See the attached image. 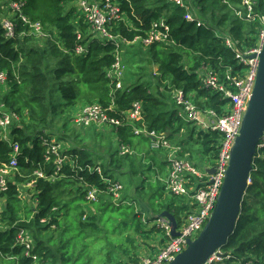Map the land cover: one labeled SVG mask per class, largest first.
I'll use <instances>...</instances> for the list:
<instances>
[{
	"label": "trees",
	"instance_id": "obj_1",
	"mask_svg": "<svg viewBox=\"0 0 264 264\" xmlns=\"http://www.w3.org/2000/svg\"><path fill=\"white\" fill-rule=\"evenodd\" d=\"M24 1L23 15L30 23L40 24L47 38L28 35L29 26L19 14L11 18L0 0V72L8 77L0 87V103L7 113L19 117L8 133L10 142L0 128V169L13 159L10 144L20 147L18 169L9 175L8 190L0 196L2 223L10 228L16 225L0 232L1 264H34L24 256V248L15 247L17 229L30 233L38 264H143L162 250L168 239L158 228L156 217L168 211L180 223L194 205L168 193L165 183L157 185L159 173L168 167L166 153L153 150V140L135 134V129L165 134L181 148V158L191 160L197 153L213 166L224 135L186 122L174 93L183 91L202 113L215 111L218 117L225 116L229 100L207 88L203 77L212 73L230 88L233 80L245 73L225 37L238 41L242 51L255 48L264 30L261 18L246 19L245 0H182L184 7L169 0H109L121 9L122 20L114 22L110 30L118 37V45L92 30L79 8L68 5L74 0ZM252 9L254 15L264 17V0H253ZM187 15L193 21L187 20ZM6 19L14 26L12 38L6 37ZM161 23L167 31L160 28ZM157 29L166 39L148 46L132 44ZM130 46L156 64L157 79L145 81L140 76L124 88V75L122 89L117 90L109 74L118 54L124 66L133 65L122 58L123 50L124 58L130 55L124 49ZM77 47H83L84 52L77 54ZM136 103L142 105V122L127 120ZM89 105L99 106L120 122L117 127L108 126L115 137L110 144L118 145L117 150L108 148L109 156L99 158L106 165L86 148L61 151L68 159L58 171L56 157L49 152L52 126ZM67 127L65 123L62 130ZM183 133L188 137L179 141ZM123 147L130 153L123 155ZM154 151L162 152V159ZM96 165L102 175L86 170ZM23 174L29 184L33 182L26 194L31 195L30 206L24 202L30 198L22 199L19 189ZM146 174H153L156 180L144 178ZM120 177L140 179V185L114 202L108 181L123 184ZM90 189L98 191L95 202L87 198ZM137 195L141 199H136ZM221 253L225 259L212 264H264V148H257L238 224Z\"/></svg>",
	"mask_w": 264,
	"mask_h": 264
},
{
	"label": "built area",
	"instance_id": "obj_2",
	"mask_svg": "<svg viewBox=\"0 0 264 264\" xmlns=\"http://www.w3.org/2000/svg\"><path fill=\"white\" fill-rule=\"evenodd\" d=\"M1 1L11 12V18L16 14H19L22 20L29 26L28 35H34L42 40L47 38V34L44 32V29L40 24L30 23L23 15V9L27 5L26 1ZM169 1L184 7L182 0ZM252 2L253 0L244 1L245 8L248 11L246 19L254 20L255 18H261V21L264 25V17H258L254 15ZM79 10L91 25V28L94 32L100 34L103 39L117 43L118 37H114L110 33V30L114 22L122 20L121 9L119 5L112 4L109 0L105 1L104 3H92L89 0H83L79 5ZM238 15L242 16V13L239 12ZM186 19L193 21L191 15H187ZM3 27L7 31L6 37L12 38L14 36L13 23L9 19H6L3 22ZM160 28L165 31L168 30L164 23H161ZM140 39L141 38H136L132 44L134 45L143 42L144 45L148 46L154 42H159L163 39H166V36L162 30L157 29L152 31L148 38L143 40ZM225 42L227 47L235 52L240 65L245 68V73L240 78L234 79L233 83L230 85V88L220 84L217 77L212 73H209L203 77V83L207 88L217 90L218 92L224 94V96L229 100L228 113L222 117H218L215 111H206L205 113H202L191 100V98L183 91H176L174 93L175 103L177 107L182 109V117L185 118L186 122L198 125L203 131H209L212 133L219 132L224 135L219 156L213 166L204 169V173L201 174L189 159H184L179 156L182 152L181 148L169 141L165 134H158L155 131H148L145 128L135 129V134L145 135L146 137H149L153 140V150L165 151L166 160L168 163V178L165 182L166 191L176 197H184L191 206L194 205V209H191L189 213H187V215L182 218L180 223H178L177 232L180 234L179 237H171V228L167 221L159 220L157 222L158 228L166 233L169 241L154 257L145 259L143 264L171 263L187 248V241L195 240L197 238L195 235L200 234L203 231L217 204L221 187L225 180V174L229 166L230 152L234 145L235 139L239 136L248 102L251 98L256 82L259 59L256 58L249 60L247 57L253 55L258 56L261 53L264 45V30L261 31L257 41V46L255 48L248 50L244 49L242 51L240 43H238V41H234L231 37H225ZM83 52V47L76 48L77 54H82ZM123 71L124 65L122 64L120 55L118 54L116 63L109 74V78L116 82L117 90L122 89V79L124 77ZM7 79V74L5 72H0V87H4L6 85ZM142 119V105L140 103H136L133 106V110L128 114L127 120L131 122H142ZM15 121L18 122L19 117L14 113H7L4 105L0 103V128L4 134L5 140L7 141H9L8 133L10 131L11 125ZM76 123L85 127H88L92 124L107 127H117L121 125L118 120L111 119L105 113V111H103V109L97 105L83 108V111L76 119ZM10 145L13 149V159L8 166H4L2 169H0V196L8 190L9 175L18 169L16 158L20 154V147L18 144L11 143ZM258 148H264V135ZM49 152H51L56 157L55 163L59 165L58 171H60L62 164H64L68 158L62 156L61 148L55 144H52V142L50 144ZM121 152L124 155L130 153V150L123 147ZM211 169H215L216 172L214 175H209L206 171ZM86 170H89V172L94 171L99 175H102V170L99 165H96L95 168L92 166H87ZM38 176L43 177L41 174H38ZM108 182V192L113 193L114 202L121 201L123 191L122 184L120 182ZM249 182H251V180ZM30 186H33V182L30 184ZM97 194V190L90 189L87 193L88 200L91 202L97 201ZM42 223L44 224L46 221H42ZM14 228H16V225L10 228L6 227L2 223V214L0 209V232H6ZM17 232L15 247L24 248V256L27 259L32 260L34 264H38V258L32 254L34 246L30 233L24 229H17ZM0 256H2L1 250ZM224 259L225 255L220 252V256H214L208 264L222 262ZM226 259L228 260L230 257H226ZM11 260L17 261V258H11ZM1 261L2 259L0 258V264Z\"/></svg>",
	"mask_w": 264,
	"mask_h": 264
},
{
	"label": "water",
	"instance_id": "obj_3",
	"mask_svg": "<svg viewBox=\"0 0 264 264\" xmlns=\"http://www.w3.org/2000/svg\"><path fill=\"white\" fill-rule=\"evenodd\" d=\"M259 59L255 86L248 102L239 136L235 139L230 152L229 166L214 211L203 231L195 240L187 241V248L169 264H208L214 257L220 256L229 238L238 224L241 207L250 186L254 158L264 135V45L258 56L247 59ZM209 175L215 169L206 170ZM165 220L171 228V237H179L178 222L168 211L156 217V221Z\"/></svg>",
	"mask_w": 264,
	"mask_h": 264
},
{
	"label": "rangeland",
	"instance_id": "obj_4",
	"mask_svg": "<svg viewBox=\"0 0 264 264\" xmlns=\"http://www.w3.org/2000/svg\"><path fill=\"white\" fill-rule=\"evenodd\" d=\"M81 1L83 0H74L73 2H69V6H77L79 8V5L81 3ZM124 48V47H123ZM126 51H129L130 55H128L126 58H124V50L122 51V58L124 63H127L128 60H131L133 65L132 66H124V75H125V79L123 81V86L124 88H127L130 85H133L134 83H136L138 81V78L140 76H143L145 81L150 80L152 77L157 79L156 75L158 72V67L156 66V64L153 63L152 60L146 58L145 56L140 55V51L138 50L137 47H125L124 48ZM1 94V92H0ZM4 95V93H3ZM90 106V105H89ZM87 107V106H86ZM85 108V107H84ZM83 111V109L77 108L74 110L72 116H68L67 118L64 117L63 120H58L56 123H54V125L52 126L53 131L51 132V134H53L52 137V144H55L56 146H59L61 148V151H67L73 147H78V148H86L88 149L90 152L93 153L94 156H96V161H98L99 163H101L102 165H106V161H100L99 158H101V156L108 155V148L112 149L113 151L117 150L118 145L116 146L115 144H110V140L114 141L115 137H113V135L111 136V132H112V128L110 127H103L100 125H90L88 127H78L79 124L76 123V119L78 117V115H80V113ZM182 115V114H181ZM67 123L68 127L67 130L63 131L62 127L64 126V124ZM82 126V125H81ZM187 134H182L179 135L178 139L183 140L185 138H187ZM65 140V141H63ZM66 150H63V149ZM122 153V152H121ZM154 153H159V157L162 159V152H156L154 151ZM137 154V152H135V155ZM194 158L197 159L200 157L199 154H193ZM193 165L197 168L198 172L203 174L204 173V169L202 167H200V161H196L193 162V158L190 160ZM13 175V174H12ZM154 176L153 174H146V176L144 177V175L142 177L144 178H148L153 180H156V176L155 177H151ZM165 175L163 172H160L158 175V180H156L157 185L158 186H162V180L164 179ZM20 181L22 182L19 185V189L21 192V197L22 199H29L30 198V202H26L28 206H30L31 203V195L27 196L26 194L29 193V189L32 188L30 186V184L27 182L26 177H24V174L22 175ZM120 180L122 181V186L125 187L124 191H122L125 193V196L130 194V190L134 189L133 186L134 185H140V179H137L136 181L134 180H130L129 177H120ZM167 180V179H166ZM137 184H136V183ZM157 195H161V193L159 191H156ZM136 199H141L140 195L135 196ZM145 204L147 203V198L144 199ZM158 222V221H157ZM199 234H196L195 237H198ZM169 240H166V243Z\"/></svg>",
	"mask_w": 264,
	"mask_h": 264
},
{
	"label": "crops",
	"instance_id": "obj_5",
	"mask_svg": "<svg viewBox=\"0 0 264 264\" xmlns=\"http://www.w3.org/2000/svg\"><path fill=\"white\" fill-rule=\"evenodd\" d=\"M196 161H200V167H202L203 169H207L208 167H210V164H208L207 158H203L200 156L199 158L195 159L193 157V162H196ZM163 173H164L165 177L162 180V182L165 183L166 179L168 178V167H166V169Z\"/></svg>",
	"mask_w": 264,
	"mask_h": 264
}]
</instances>
